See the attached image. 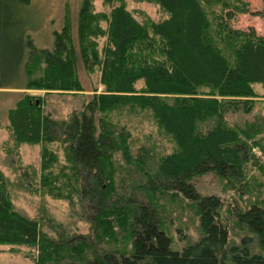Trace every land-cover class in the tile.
<instances>
[{"label":"trees","instance_id":"16d2710c","mask_svg":"<svg viewBox=\"0 0 264 264\" xmlns=\"http://www.w3.org/2000/svg\"><path fill=\"white\" fill-rule=\"evenodd\" d=\"M15 1L30 3L0 0V76L13 78L0 89L80 92L69 31L32 56L33 32L17 29ZM103 1L108 11L93 14L84 0L89 27H77L103 91L95 87L67 120L45 114L29 94L6 114L17 145L41 147L40 188L85 210L89 232L48 236L15 208L0 171V245L34 249L35 264H264V202L243 195L246 186L253 192L251 169L264 156V116L233 121L252 114L254 87L264 86V36L230 24L247 8L239 0H152L162 19L139 22L123 0ZM92 39L103 40L100 51ZM144 124L156 136L129 143ZM204 177L241 196L240 207L227 208L231 224L222 199L199 189ZM173 206L196 225L195 238L179 246L165 219Z\"/></svg>","mask_w":264,"mask_h":264},{"label":"rangeland","instance_id":"374dc122","mask_svg":"<svg viewBox=\"0 0 264 264\" xmlns=\"http://www.w3.org/2000/svg\"><path fill=\"white\" fill-rule=\"evenodd\" d=\"M28 5H19L16 1L13 5L15 25L18 30L26 27L29 32H33L30 39L32 41L36 55L42 49H51L54 36L62 33L66 28L72 37V46L76 56V72L78 82L82 90L80 92H59L46 90H26V89H0V171L7 181V187L15 208L26 214L28 217L39 221L42 230L48 236L57 238L58 235H70L73 240L88 234L89 226L87 212L77 206H70L62 200L51 198L46 194V190L40 188V164L41 147L39 145H17L7 130V110L24 95L29 94L35 97L36 102H41L45 114L54 120H67L74 112L82 109L94 94L93 89L97 87V93H101L103 88L98 86V71L95 67L93 55L90 54L88 44L77 40V27L80 23L84 28L89 27L88 19L80 16V10L84 0H29ZM126 9L132 13L136 20L142 22L143 19L158 21L162 19L158 6L152 0H123ZM247 8V12L237 14L230 22L231 26L239 30L253 29L257 35L264 36V18L261 16V0H239ZM90 11L94 13L107 12L108 6L103 0H89ZM18 5V6H16ZM12 16V15H11ZM13 17V16H12ZM14 18V17H13ZM102 26L103 24L100 23ZM97 44L100 51L103 43L102 39H92ZM84 54L86 55L85 57ZM85 59V60H84ZM84 61V62H83ZM93 67V70H92ZM90 68L92 72L87 71ZM0 80L11 82L13 78L0 76ZM256 98L253 99L254 107L249 116L239 115L233 121L242 123L250 121L252 115L260 114L264 116V86L254 87ZM140 131L133 130L129 143L135 144L134 139L143 140L144 135L156 136V130L152 126L144 124ZM161 139L160 137H156ZM264 145V134L259 138ZM258 141L257 143H259ZM53 149V148H52ZM53 150H58L56 146ZM256 151V150H255ZM259 155V154H258ZM59 157L61 155L59 153ZM59 167L63 164L60 160ZM251 169V175L256 179V183L251 184L253 192L245 188L244 197L250 196V201L259 200L264 202V156L260 154L258 165ZM249 180H251L249 178ZM42 187V186H41ZM199 189L203 193L214 194L222 199L225 204L224 224H231L229 209L232 206L239 207L243 204L240 195L230 190L214 177H204L199 182ZM139 199L141 195L136 194ZM254 198V199H252ZM244 199V198H243ZM264 204V203H263ZM171 207V206H170ZM228 208V210H227ZM169 209V208H168ZM165 219L169 225V232L176 242V246L188 239L195 238V226H190L188 216L181 214L182 211L173 206L167 211ZM180 218V219H179ZM189 226V230L186 228ZM36 251L19 246L0 245V264H35Z\"/></svg>","mask_w":264,"mask_h":264},{"label":"water","instance_id":"95a60500","mask_svg":"<svg viewBox=\"0 0 264 264\" xmlns=\"http://www.w3.org/2000/svg\"><path fill=\"white\" fill-rule=\"evenodd\" d=\"M38 102H36V104H37Z\"/></svg>","mask_w":264,"mask_h":264}]
</instances>
